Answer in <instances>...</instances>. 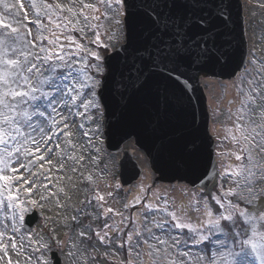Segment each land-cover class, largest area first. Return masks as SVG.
I'll return each instance as SVG.
<instances>
[{"label":"snow or ice","instance_id":"6c2138e0","mask_svg":"<svg viewBox=\"0 0 264 264\" xmlns=\"http://www.w3.org/2000/svg\"><path fill=\"white\" fill-rule=\"evenodd\" d=\"M0 264H264V0H0Z\"/></svg>","mask_w":264,"mask_h":264},{"label":"water","instance_id":"95a60500","mask_svg":"<svg viewBox=\"0 0 264 264\" xmlns=\"http://www.w3.org/2000/svg\"><path fill=\"white\" fill-rule=\"evenodd\" d=\"M234 7H235V0H234ZM110 64L114 67V64L112 61H110ZM153 102V95L152 93L149 91L148 93H146L144 95V97L138 102V106H142L143 104H148V103H152ZM179 124L177 122H172L169 121L167 123H165L162 126V131H161V136H167L170 137L172 139H175V134L178 130ZM120 132V128L118 125H114L113 126V137L118 136ZM157 139H160V136H141L140 137V143L143 147H150ZM111 143V141H110ZM125 143V142H124ZM124 143H121L119 148H114L113 147V151L114 152H119L120 149H122V146ZM125 171L127 172V165H125ZM36 214L33 213L32 217L28 218L27 222L29 223V226H31L32 223L35 222L36 219Z\"/></svg>","mask_w":264,"mask_h":264},{"label":"rangeland","instance_id":"374dc122","mask_svg":"<svg viewBox=\"0 0 264 264\" xmlns=\"http://www.w3.org/2000/svg\"><path fill=\"white\" fill-rule=\"evenodd\" d=\"M133 141H128V142H125L124 143V145H123V150H125V151H128V152H132L133 151V147H132V145H133ZM142 156V153L140 152V151H136V153H135V155L133 156V158L134 159H136L137 161H138V163H139V165L141 166V167H143L144 166V164H145V162H144V160H142V159H140V157ZM119 158V157H118ZM133 159V160H134ZM39 222V221H38ZM37 222V223H38Z\"/></svg>","mask_w":264,"mask_h":264}]
</instances>
